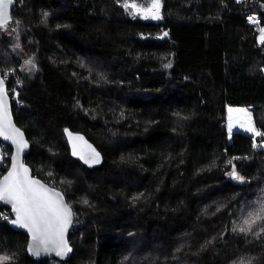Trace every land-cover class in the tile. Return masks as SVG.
I'll return each mask as SVG.
<instances>
[{
    "label": "trees",
    "instance_id": "trees-1",
    "mask_svg": "<svg viewBox=\"0 0 264 264\" xmlns=\"http://www.w3.org/2000/svg\"><path fill=\"white\" fill-rule=\"evenodd\" d=\"M16 1L0 69L20 76L22 105L8 81L26 162L74 209L65 264H264V220L233 231L264 203V148L227 133L230 106L264 133V44L247 24L257 14L264 27V0H161L157 22L134 17L133 0ZM18 41L39 71L22 69ZM66 127L99 148L100 167L72 158ZM3 211L5 264H62L32 259Z\"/></svg>",
    "mask_w": 264,
    "mask_h": 264
},
{
    "label": "snow or ice",
    "instance_id": "snow-or-ice-1",
    "mask_svg": "<svg viewBox=\"0 0 264 264\" xmlns=\"http://www.w3.org/2000/svg\"><path fill=\"white\" fill-rule=\"evenodd\" d=\"M12 4L13 0H0V28H5L10 21L9 9ZM123 6L132 10L134 16L139 15L143 19L161 18V0H151V4L148 6H141L136 3H125ZM248 21L249 23H258L257 19L252 16L248 17ZM260 33V42L264 44V28L260 29ZM28 64H32V61H28ZM228 111L230 134L234 126L231 113L240 112L244 113L248 120L246 125L240 124L245 131L252 132L256 136L264 135L252 126L251 117L247 115V110L229 108ZM68 135L70 139H82V137L73 138L71 133ZM0 137L10 140L16 146V155L11 158V170L0 179V202L11 205V211L15 217L10 220V223L26 229L30 234L31 244L28 250L32 255L40 256L42 253H55L56 256L63 258L71 252L66 234L72 222L73 213L71 208L64 203L60 192L31 178L28 168L20 162V154L28 145L23 138V133L12 122L8 106V92L3 78H0ZM73 155H79L75 144H73ZM80 158L89 165L99 163V154L94 149L87 157L81 155ZM230 175L236 180L241 179L235 169ZM261 220H264V203H261L257 210L250 212L243 221V225L234 228L233 231L247 234ZM9 259L10 257L7 255L0 256V264H5Z\"/></svg>",
    "mask_w": 264,
    "mask_h": 264
},
{
    "label": "water",
    "instance_id": "water-1",
    "mask_svg": "<svg viewBox=\"0 0 264 264\" xmlns=\"http://www.w3.org/2000/svg\"><path fill=\"white\" fill-rule=\"evenodd\" d=\"M16 4H17V1L16 0H13V4L10 6V9H9V14H10V21L9 22L12 21V12H13V9L16 6ZM0 78L5 79V88H6L7 92H8V106H9V110H10V113H11L12 122L15 125V127L18 128L23 133V138H24V140L26 141V143L28 145L27 148H25L23 150V152H21V154H20V157H19L20 162L23 163V165L28 168V170H29V176L31 178L40 181L42 184H44L46 187H48L50 189H53L55 191L60 192L62 194V196H63L64 203L67 204L71 208V211L73 213L72 222H71L70 226L68 227L67 234H66V240L68 242L69 247L71 248V252H69L63 258L62 257H59V256H56L55 253H42L40 256H34V255H32L29 252V250H28L29 249V245L31 244V236H30V234L26 231V229L17 227L14 224L10 223V220H12V219L15 218L14 217V214L11 211V205L5 204L3 202H0V206L1 207L8 208L10 210L11 218L7 219V224L13 230L19 231V232H23L25 235L28 236L27 252H28V255L32 259H34V260H45V259L55 258V259L59 260L62 264H65L67 261H69L72 258L73 253H74V246L71 244V241L69 239L70 233H71V230H72V227L74 225V220H75V212H74V209L68 203V200H67V198L65 196V193L61 189L56 188V187L50 185L49 183H47L46 181H44L43 179H41L40 177H38L37 175H35L32 167L26 162V157L31 152L32 144H31L30 140L28 139V136H27L25 130L22 129L17 124V122L15 120V117H14V109H13V102H12V97H11L10 90H9V81L4 76H2V75H0ZM69 133H71V136L73 138H75V137H82V139H80V140L70 139V137L68 135ZM64 135L66 137V141H67L68 146H69L70 155L72 156L73 159L79 161L85 167H87L89 169L96 168V167H100L104 163V156H103L102 152L99 150V148L84 133H82V132H76V131H73L71 128L66 127L64 129ZM0 141L3 144H6L11 149L10 164H9V167L7 168V170L5 171V173L0 177V179H2L3 176L7 175L8 174V171L11 170V165H12V159L11 158L16 155V146L14 144H12V142L10 140H5L3 137H0ZM73 144L76 145V151L79 153V155H73ZM89 146H91V147L89 148ZM92 149H94L95 152L99 154V163H95V164L89 165V164L85 163V161L83 159H81L80 156L81 155H84L85 157H87L90 154V152H91Z\"/></svg>",
    "mask_w": 264,
    "mask_h": 264
},
{
    "label": "rangeland",
    "instance_id": "rangeland-1",
    "mask_svg": "<svg viewBox=\"0 0 264 264\" xmlns=\"http://www.w3.org/2000/svg\"><path fill=\"white\" fill-rule=\"evenodd\" d=\"M127 3L131 4V3H136L138 5H141V6H148L151 4V0L150 1H146V0H133V1H128ZM162 4V3H161ZM129 10V9H128ZM131 14H132V10H130ZM160 12H161V8H160ZM133 15V14H132ZM161 15V13H160ZM257 15V14H256ZM134 16V15H133ZM250 16V15H249ZM136 18H141L139 15H136L134 16ZM142 20H145V21H159L160 19H143L141 18ZM257 29H260V27H258ZM11 32L14 31L13 29H10ZM261 35V33H259V36ZM13 46H14V49L13 51L18 55L20 56L23 61H22V69L24 71H28V72H37L39 71V66H38V63H37V58H36V55L33 54V55H30L28 54L25 49L23 48L22 44L18 41L17 43L14 42L13 43ZM28 61H32V64H28ZM4 73V77L8 80H13V88L11 89L13 91V94L17 93L18 95V98H19V95H20V86H21V81H20V76L17 75V72H15L14 70H3V69H0V75H2ZM19 105H22V102L19 101ZM229 108L231 109H244V110H247V115L251 117V124L252 126L259 132H261L260 128H258L255 124V120H254V116H253V111L250 110L249 108H245V107H236V106H230ZM228 108V110H229ZM228 120H227V129H228V124H229V111H228ZM231 116H232V122H233V128H232V131H231V134L229 133V129L227 131L228 133V138L231 139L232 135L235 133V132H242L244 134H247V135H253L252 132H249V131H245L244 127H241L240 124H247L248 123V120H247V117L244 115V113H240V112H233L231 113ZM11 155V154H10ZM9 156V153L6 152V151H3V156L0 160L1 162V165L4 167L6 166V163L4 161V158H7ZM235 165V164H234ZM232 165L231 168L234 166ZM238 182H244V178L241 177L240 180H238Z\"/></svg>",
    "mask_w": 264,
    "mask_h": 264
},
{
    "label": "built area",
    "instance_id": "built-area-1",
    "mask_svg": "<svg viewBox=\"0 0 264 264\" xmlns=\"http://www.w3.org/2000/svg\"><path fill=\"white\" fill-rule=\"evenodd\" d=\"M252 17H255L258 21V23H249L248 21V17H247V24L250 25V26H253V27H261V21H260V18L258 17V15H250ZM11 92L13 93V91L11 90ZM13 98L16 99L18 101V104L19 103V98H18V95L17 93L13 94ZM251 142H252V148L254 151H258L259 149H261V142H262V139L261 138H258V137H252L251 138ZM6 145L3 144L2 147H5ZM0 151L2 152V149H0ZM227 154V153H226ZM3 156V153H1V158ZM237 161V158L236 157H227L226 159V165L228 167H231L232 165L235 164V162ZM1 217L4 218V219H9L11 217V213L8 212V211H3L1 213ZM7 217V218H5Z\"/></svg>",
    "mask_w": 264,
    "mask_h": 264
},
{
    "label": "crops",
    "instance_id": "crops-1",
    "mask_svg": "<svg viewBox=\"0 0 264 264\" xmlns=\"http://www.w3.org/2000/svg\"><path fill=\"white\" fill-rule=\"evenodd\" d=\"M261 28H263V27H261ZM260 28V29H261ZM260 29H259V32H260ZM259 42H260V36H259ZM261 43V42H260ZM250 109V108H249ZM250 110H252V109H250ZM227 131H228V129H227ZM241 132V131H240ZM242 133V132H241ZM261 133H263L262 131H261ZM251 136H256V135H251ZM258 137H260V138H262L263 139V141H264V135H261V136H258ZM263 146H264V142H263Z\"/></svg>",
    "mask_w": 264,
    "mask_h": 264
},
{
    "label": "bare ground",
    "instance_id": "bare-ground-1",
    "mask_svg": "<svg viewBox=\"0 0 264 264\" xmlns=\"http://www.w3.org/2000/svg\"><path fill=\"white\" fill-rule=\"evenodd\" d=\"M230 157V156H229Z\"/></svg>",
    "mask_w": 264,
    "mask_h": 264
}]
</instances>
